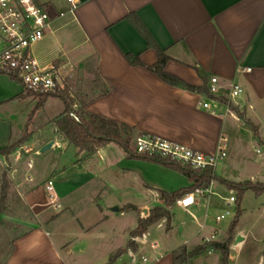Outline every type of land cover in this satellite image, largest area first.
<instances>
[{
    "label": "crops",
    "instance_id": "1",
    "mask_svg": "<svg viewBox=\"0 0 264 264\" xmlns=\"http://www.w3.org/2000/svg\"><path fill=\"white\" fill-rule=\"evenodd\" d=\"M36 2L50 15L52 25L46 37L34 46L33 54L42 67L54 66L60 71L63 83L71 87L72 97L75 88L81 89L84 112L130 126L134 136H158L206 154L216 152L221 138H227L228 160L220 166V175L217 169L215 174L236 183L245 178L235 169L250 162L249 152L264 147V0H81L74 12L65 0ZM157 48L170 58L165 72L196 88L202 87L205 80L208 87L211 77H217L224 87L221 97L228 94L231 84L242 88L235 109L244 119L236 112V116L228 115L226 108H221L220 115H212L202 108L209 99L206 94L172 87L146 68L131 65L127 59V56L137 57L146 66H153L158 61ZM25 92L18 81L0 74V123H4L2 116L7 114L8 118H14V108L26 106L27 110L23 126L15 135L11 121L5 124L7 132L6 135L0 133V149L19 141L26 131L31 138L25 144L31 145L35 132L42 129L59 137L58 140L48 137L46 143L54 140L61 148H69L54 125L57 117L38 120L50 100H61L50 97L30 120L38 101L34 95L17 99ZM61 103L63 113L65 107ZM246 120L258 129V136ZM111 145L114 144L100 148L97 153ZM123 155L129 161H140L128 159L124 152ZM25 168L28 172L27 166ZM23 175L19 179L14 175L13 182L34 223L13 239V250H9L4 264H130L129 250L147 253L150 264H173V256L183 247L190 252L202 245L205 238L212 237V234L203 235L205 222L198 219L199 214L208 210L210 195L189 211L174 204L170 224L162 219L149 227L148 242L156 243L155 249L135 243V248H129L131 233L139 219H144L140 211L147 207L149 215L155 208H164L170 194L158 193L160 197L155 203L153 200L152 207L143 204L127 205V211L114 209L121 217L131 214V220L124 229L107 228L109 216L103 213L101 206L83 212L72 207L63 209L59 204L58 210L32 212L27 197L33 189L27 186L31 182H26ZM91 202L95 203V199ZM174 207L185 211L197 225L193 236L182 244L179 241L187 233L177 229ZM247 234L243 229L237 231V236L244 239L231 245L229 264H241L237 254ZM199 237L201 242L189 249L190 242ZM113 238L119 245L104 252L103 244ZM158 243H162L163 250L158 251ZM120 250L126 252L111 262ZM217 252L210 250L205 254ZM234 253H237L235 257ZM89 254L93 257L88 262L85 258ZM260 263L261 259L257 264Z\"/></svg>",
    "mask_w": 264,
    "mask_h": 264
},
{
    "label": "rangeland",
    "instance_id": "2",
    "mask_svg": "<svg viewBox=\"0 0 264 264\" xmlns=\"http://www.w3.org/2000/svg\"><path fill=\"white\" fill-rule=\"evenodd\" d=\"M65 87L70 90V97L74 100L73 109L76 111L80 110L85 105V102L81 101V93L79 92L81 89L75 88L74 98L69 85L63 83L60 88ZM31 96L33 95L28 97ZM36 99L38 101V98ZM62 108L61 101L50 100L44 111L39 115V122L58 117L62 113ZM12 111L16 113L14 118H8L9 114L2 116V121L4 122L0 123L2 125L0 129L2 135H6V125H9L10 121L14 135L23 126L24 115L27 111L26 106L14 108ZM49 133L45 129L36 131L31 140V145L40 151L50 143H46L48 137L58 140L59 137L57 138L56 134H51L50 130ZM134 138L135 136L132 139L131 146ZM17 142L10 146L15 145ZM60 143L63 145V142ZM24 146L27 145L19 146L7 158L0 156V198L4 173L7 175V181L9 182L8 196L4 210L0 215V264H3L10 250L8 243L30 229L34 223L33 215L19 199L15 183L11 177V175H15L19 179L23 172L24 175L27 173L25 166L28 159L23 158L22 161L18 162L15 160V152ZM257 149L258 151L249 152V163L235 169H238L242 175L241 177H245L241 178V182L251 181L264 184V162L262 161L264 160V147L259 146ZM260 153L262 154L260 155ZM85 157V153L80 154L71 145L69 148L62 147L59 149L53 147L43 154L32 157L34 169L30 172V175L33 181L27 185L33 189L27 197V203L32 208V212L38 213L39 211L52 208L49 202V193L46 189L49 182H51L54 187L53 194L57 204H61L63 209L72 207L75 210L90 212L91 208H99L98 206H101L103 213L109 216L110 221L106 225L107 228L117 226V228L124 229L130 222L132 215L128 214L126 217H121L119 215L120 212L116 213L114 209L118 208L119 211H127V205L139 207V205L143 204L152 207L154 206L153 200H155L156 193L172 194L189 186L188 179L175 170L143 160H127L121 149L116 145H111L104 152L95 153L86 157V159ZM223 161L219 162L216 168L218 175H220V166ZM58 163H60L59 167L57 166ZM52 169H57V171L52 172ZM210 188L212 193L210 194L209 208L198 215L199 222H205L206 228L203 235L210 236L217 232L215 240H218L217 242L219 243H228L230 256L231 245L235 243L237 231L243 229L245 233L248 232L247 238L242 244L239 253H234L233 257L237 254L240 257L241 264H257L260 259V264H264V193L261 196H257L254 192L247 191L243 195L241 200L243 214L239 224L232 233L231 240L228 230L235 216L236 203H231L229 199L231 196L236 197V192L229 191L219 182H213ZM94 199L95 203L91 202ZM173 206L169 207L166 203L164 208L171 212ZM63 211V213L66 212V210ZM172 211L175 214L174 220L179 232L187 233L179 241V244H182L185 239L193 236L197 230V225L185 211L176 207ZM227 211L230 212L229 216L217 223L215 221L216 217L225 214ZM64 215H67V213ZM127 237L129 238V234ZM200 242V237L190 242L189 249H193ZM117 245H119V242L113 238L111 241H106L101 249L104 252H108L109 249H113ZM157 249L158 251L164 249L162 243H158ZM169 249L171 250V248ZM91 257L93 255H86L85 261L88 260L89 262ZM221 257L222 254L219 251L211 254L203 253L190 259L187 264H220ZM248 260L250 263L246 262Z\"/></svg>",
    "mask_w": 264,
    "mask_h": 264
},
{
    "label": "built area",
    "instance_id": "3",
    "mask_svg": "<svg viewBox=\"0 0 264 264\" xmlns=\"http://www.w3.org/2000/svg\"><path fill=\"white\" fill-rule=\"evenodd\" d=\"M70 7V11L81 5V0H65ZM64 13L60 14L63 17ZM52 19L43 6L39 5L36 0H0V74L13 77L25 89V91L33 94L48 95L55 93L63 86L60 71L54 66L42 67L33 54V48L41 42L51 29ZM245 71L250 72V69ZM224 87L220 84L217 77H211L208 83V92L213 98H209L202 104L204 110L209 111L212 115H220L221 108H226V112L230 116H236L235 111L231 108L237 107V99L243 93L242 88L238 85L231 84L228 88V94L221 97L220 91ZM224 98V102L218 100ZM76 122H80L76 114H71ZM53 147L61 148L58 142H54ZM131 150L133 154L147 158L170 159L182 166H187L192 170H205L207 168L216 169L219 162L227 157V138H221L220 146L217 151L211 154L196 151L186 145L162 139L153 135L135 136ZM33 146L27 145L21 147L15 152V160L22 161L27 158L28 172L25 174V181L32 182L30 175L33 169L32 157L39 154ZM12 180L14 175H11ZM49 193L50 206L55 210L60 208L53 194L54 187L51 182L47 185ZM210 189L197 188L193 192L182 196L176 201V205L185 211H189L194 206H199L206 196L211 194ZM160 194H155L154 203ZM229 201L235 203V196H231ZM144 216L142 210L140 215ZM230 212L217 216V223L229 216ZM123 215V214H122ZM200 228H203L200 225ZM205 238L203 244L211 243L215 238ZM149 234L146 232L141 236L132 238L135 244L149 245L151 249H155L156 243L148 242ZM130 264H150L151 258L147 253L128 251Z\"/></svg>",
    "mask_w": 264,
    "mask_h": 264
},
{
    "label": "trees",
    "instance_id": "4",
    "mask_svg": "<svg viewBox=\"0 0 264 264\" xmlns=\"http://www.w3.org/2000/svg\"><path fill=\"white\" fill-rule=\"evenodd\" d=\"M158 53V61L153 66H146L143 64L139 58H133L131 56H127L130 64L133 66L144 67L147 70L156 74L159 79H161L166 84L172 87L183 88L190 92H198L206 94L209 98H213L208 92L207 80L202 87L196 88L185 81L176 78L167 72H165V67L167 63L170 61V58L166 55L163 50L157 48ZM15 80L13 77H11ZM70 90L65 88H59L55 93L48 95L41 94H33L31 92H26L24 95L19 96L17 99L26 98L29 95H34L38 98V102L32 113L30 114V120L35 115V113L42 109L45 106L46 101L50 97L59 98L64 104V112L55 119L54 125L57 128V132L59 133L61 139H64L68 142L69 145L76 148L80 153H85L86 157L94 155L100 148L108 146L110 144H114L118 146L126 155V157L130 160H143L147 162H151L172 170H175L185 176L189 181V186L179 191H176L170 194L167 197V206H172L176 203L178 199L182 196L193 192L197 188L210 189L213 182H219L221 185L225 186L229 191H235V203H236V212L233 218V221L229 227L228 234L231 235L234 232L235 228L239 224V220L243 214V210L241 208V200L243 195L247 191L254 192L257 196H261L264 193V184L253 183L251 181L246 182H232L229 180H225L219 178L215 174V170L212 168H207L205 170H192L187 166H182L180 163L172 161L170 159H161V158H147L133 154L131 150V142L134 137V129L125 124H119L114 120L106 119L97 114H93L90 112H84L82 109L74 110V100L70 97ZM218 100L224 102V98H218ZM233 111L237 113V115L244 119L242 113H240L237 109L231 108ZM71 114H76L80 122H76ZM246 123L252 127V130L256 136H258V129L251 124L248 120ZM27 125V129H28ZM31 136L27 133L21 138L15 145L8 146L6 148L0 149V156L9 157L16 148L22 146L26 142L30 140ZM8 188L9 182L7 181V175L3 174V185L1 190V198H0V215L4 210V205L6 203V199L8 196ZM162 219L167 220V224H170L171 215L165 208L159 207L151 210L149 216L144 219H139L137 228L131 233V237H138L142 234L146 233L149 227L157 224ZM1 227V222H0ZM14 240L9 242L8 247L10 250H13ZM134 242L130 241L128 244L129 248H135ZM210 250L219 251L222 254V264H228L229 258V246L227 242L219 243V242H211L207 244H202L195 247L192 251L188 252L186 247H183L178 255L173 256V264H187L188 261L194 257H197L203 253H206ZM126 250L118 251L112 258L111 262H114L119 256L124 254ZM4 264V263H3Z\"/></svg>",
    "mask_w": 264,
    "mask_h": 264
},
{
    "label": "water",
    "instance_id": "5",
    "mask_svg": "<svg viewBox=\"0 0 264 264\" xmlns=\"http://www.w3.org/2000/svg\"><path fill=\"white\" fill-rule=\"evenodd\" d=\"M54 145V142H50L49 144H47L44 148H42L39 152V154H43L45 152H47L48 150H50ZM142 213L143 215L145 216L147 214V209L144 208L142 209ZM243 237L242 236H237L236 237V240H235V243L238 244V243H241L243 241Z\"/></svg>",
    "mask_w": 264,
    "mask_h": 264
}]
</instances>
